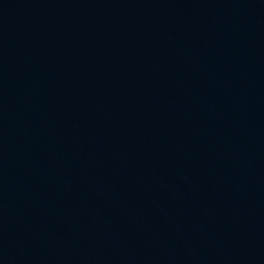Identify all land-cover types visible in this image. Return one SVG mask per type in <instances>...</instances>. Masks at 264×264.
<instances>
[{
	"label": "water",
	"instance_id": "95a60500",
	"mask_svg": "<svg viewBox=\"0 0 264 264\" xmlns=\"http://www.w3.org/2000/svg\"><path fill=\"white\" fill-rule=\"evenodd\" d=\"M0 264H264V0H0Z\"/></svg>",
	"mask_w": 264,
	"mask_h": 264
}]
</instances>
